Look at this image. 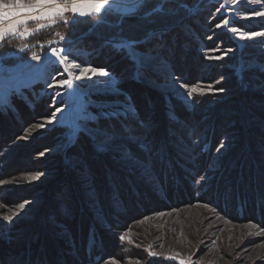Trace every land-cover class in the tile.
<instances>
[{
	"label": "rangeland",
	"instance_id": "374dc122",
	"mask_svg": "<svg viewBox=\"0 0 264 264\" xmlns=\"http://www.w3.org/2000/svg\"><path fill=\"white\" fill-rule=\"evenodd\" d=\"M156 1L108 0L102 13L90 19L72 23L73 14L68 12L67 24L58 18L51 27L26 38L8 35L0 41V54L4 52L0 55L2 255L9 252L5 245L18 250L25 246L18 240L28 223L39 217L43 204L45 229L55 231L47 240L56 237L63 248L78 246L73 242L77 221L60 214L63 207L74 206L70 192L84 197L88 209L82 214L93 213L102 226L107 225L102 215L106 205L124 209L130 200L131 207L142 206L152 199L147 194L155 192L164 203L130 221L124 218L121 230L110 232L126 237L121 242L127 254L122 259L107 256L104 264H148L154 257L149 251L162 260L179 253L190 257L192 264H264V220L252 211L245 215L250 219L231 217L228 210L204 198L213 187L208 182L222 172L228 153L239 144L243 127L250 126L249 144L264 166V17L250 16L253 9L264 11V0L236 4L206 0L184 16L177 14L158 25L141 26V20L132 22L135 29L130 24L105 27L70 38L97 17L143 14ZM170 12L176 15L175 10ZM48 23L30 21L21 31ZM250 32L262 35L247 38ZM132 42H139L133 47L139 60L121 50V45ZM20 44L23 51L12 50ZM52 48L64 50L62 55L68 57L64 64L51 55ZM33 53L40 59L34 60ZM89 65L108 75L76 79L79 69ZM54 79H71L72 87H50ZM113 82L118 92L105 89ZM177 83L202 89L204 94L188 99ZM213 124L217 134L206 159L200 150L212 139ZM163 141L170 143L172 153H179L171 159L184 167L189 188L182 189L189 199L170 201L165 196L167 187L157 166L164 159L155 156ZM101 144L103 151L98 150ZM245 153L240 149L233 160L239 163ZM244 176L248 182L253 179L250 172ZM246 186L252 189L249 183ZM226 191L225 201L235 203L231 185ZM211 192L215 195V190ZM247 193L252 200L258 195L253 189ZM258 196L263 205L264 194ZM71 254L77 258L75 251ZM4 258L0 264H10L8 253Z\"/></svg>",
	"mask_w": 264,
	"mask_h": 264
},
{
	"label": "trees",
	"instance_id": "16d2710c",
	"mask_svg": "<svg viewBox=\"0 0 264 264\" xmlns=\"http://www.w3.org/2000/svg\"><path fill=\"white\" fill-rule=\"evenodd\" d=\"M205 1L206 0H157L154 6L150 7V9L144 12L143 14L122 15V16H117L114 19H111L109 17L107 18L97 17L96 19H94V21L89 23L88 26H85L80 31H78L76 35L69 37L73 39L74 37L77 36L86 37V35H88L89 32H92L91 34L93 33L95 34L98 33L100 30H103V28L105 29V27L108 29L117 28V27L120 28L122 25L125 26H127V24L133 25L132 22L139 24L141 20L143 21V24H141V26L144 25L146 27L147 26L149 27L152 24L158 25L159 23H162L166 20L177 17V14H181L182 16H184L185 13L191 12L192 9H194V7H197L201 2H205ZM158 2H160L161 4V8L159 9L156 8L158 5H160ZM171 9L175 10L176 15H173L170 12ZM148 20L150 22H148ZM91 27L92 29H90ZM132 29H135V26L132 27ZM27 43L32 44L34 42L29 41ZM17 46L12 50H20L23 44H20V46L18 47ZM34 48L35 47L33 46L31 50H33ZM29 53H31V51ZM2 54H4V52H2L0 55ZM215 128L216 126L213 124L211 130L212 139L209 138V140L207 141L206 148L200 150L201 154L203 156H206V159H208V157L210 156L215 144L213 143V141H215L214 139L217 134ZM243 128L239 131V142H238L239 144L236 147H234L228 153L227 158H225L227 159V163H223L224 168L222 169V172L219 175H216L217 177L214 176L215 179H212V181L208 182V183L213 182L212 184L213 187L211 188V190L212 191L215 190V195L212 194L210 190L208 191V193L204 195V198L206 199V201L212 202L214 205L218 207L222 206L223 210L225 209L228 210L229 214H231V217L233 215L234 216L238 215L239 218L244 219L245 215L248 214V212L252 211L253 214H255V216L261 218V220H264V211H262L264 208L263 207L264 204L262 205L263 198H259L258 196L259 194H264L263 192L264 173L262 172L264 166L262 164H259V161L257 160L259 157L255 153V151L252 150L249 144L252 140V138L250 137L251 136V131L249 129L250 126L245 127L244 129ZM164 137L165 136H163V138ZM169 144L170 143L163 141V143L158 145L157 148L155 149V156L158 155L160 156V158L164 159L161 165L157 163V166L159 165L158 168L159 171L163 172V176L165 180V188L167 187V190L165 191V196L170 201H176V199H182V198L189 199L190 195L188 194V191L186 190L185 193V191L182 189L184 185H187L186 183L188 179L185 180L187 178V175L184 174L183 172L184 167L182 165L179 164L177 165L176 163L172 162L171 158H175L177 155H179V153L178 152L177 154H175L174 152L172 153ZM240 149L245 150L246 153L243 155L242 157L243 159L239 160L238 163L237 161L238 159L233 160L234 159L233 156L237 154V152ZM199 158L201 157L199 156ZM247 158H250V161L248 160V162H246L245 159ZM248 172H250V175L252 174L251 177L253 178L252 180H250V182H248L249 178L244 176V173H248ZM247 183L251 185L253 192L256 191L258 194L254 200L250 199L249 196L247 195L248 194L247 191L252 192V189H249L246 186ZM229 185H231L233 189L232 197H235V201H236L233 204H229L227 201H225V198L229 197L228 196L229 192L226 191V187ZM187 186L189 188V185ZM64 188H68V187L65 186ZM247 189H249L250 191ZM133 192H135L136 194L137 191L133 190ZM153 193L149 192L147 194V196H151L152 199L151 200L149 199L148 201H143L142 206L139 203H136L134 207H131V205L129 204L130 200H126L127 207H125L124 209L114 208L112 210L109 205H106V208L102 210L103 212L102 215H105L107 225L102 226L97 224L98 222L96 216L93 213L90 212L89 217H87L88 215L85 216L82 214V212H85L83 210L88 209L84 203L85 202L84 197L82 195L79 196L76 192H74L73 194H71L70 192L69 197L73 199L72 204H74V206H72V209L70 208V204L65 209L63 207L61 209L62 212H60V214H66L67 215L66 218L69 217L71 221L72 220H74L75 222L77 221L76 222L77 228L75 230V234L77 235V237L76 236L73 237L74 238L73 242L78 246L74 248H72V246L70 247L66 246V248H63L59 240L54 241L56 237L51 238L53 240L51 242L50 239L47 240L48 234L50 235V233L52 234L55 231L51 232L50 227L49 229H45L43 223H45L46 221L44 215V207L46 204H43L42 207L39 209V214H38L39 217L36 218V220H33L32 222L28 223L25 234H23L21 238H19L18 240L23 242L25 246L22 245L21 248H19L20 250H18V248L11 249L9 246L3 244L5 245L4 249L6 251H9L7 252L9 256L7 263L53 264L54 261L58 263V260H60L61 264H104V259L107 258V256H111V255L122 259L121 255L127 254V252L123 251L124 244L119 239L118 234L117 236L115 234L111 236L110 232L111 231L117 232L119 231L118 229L121 230L122 223L124 222L123 220L124 218L125 221L128 220L130 221V219H134L135 217L134 215L137 214V216H139L140 213H144L146 211L151 210V207L152 208L158 207V205H156L158 202L164 203V201L157 195V193L155 192ZM126 194L127 197L130 196L128 190H126ZM226 203H228V205ZM233 205L235 206L236 210L234 209ZM141 208H144V210L141 211ZM71 212L72 215L68 216V213ZM126 216H129V218L127 219ZM245 219H250V218L246 217ZM39 224L41 225L37 226ZM49 242L51 244H48ZM0 243H2L1 240ZM51 246H53L52 249ZM118 249L121 250L119 251ZM72 251H75L77 253L76 256L77 258H75V256L71 254ZM7 253H4L2 255V253L0 252V259L4 261L5 259L4 257L6 256ZM50 256L52 257V259L50 258ZM12 259H14L15 261H13ZM171 263H172L171 260L168 259L162 260L160 257L154 256L148 264H171ZM2 264H4V262H2Z\"/></svg>",
	"mask_w": 264,
	"mask_h": 264
},
{
	"label": "snow or ice",
	"instance_id": "6c2138e0",
	"mask_svg": "<svg viewBox=\"0 0 264 264\" xmlns=\"http://www.w3.org/2000/svg\"><path fill=\"white\" fill-rule=\"evenodd\" d=\"M241 2V0H231V3L236 4ZM242 2L247 3L248 0H242ZM259 2V0H255ZM108 0H0V41H4L5 37L8 35H16L22 38L33 35L34 31H40L45 27H51L57 22L59 18L61 22L67 24L69 21L66 18V13L71 12L73 14V21L75 23L78 18H91L95 15H100L102 11L107 7ZM250 16L253 17H264V11L251 10ZM49 21L48 24H40L35 30H30L24 28L21 31V27L27 25L30 21ZM229 21L224 20L223 24L228 25ZM220 25H218L219 27ZM230 31L233 33L237 32L236 28H231ZM60 39L65 37L60 33H57ZM262 35L259 32L247 33V38H254ZM51 43V42H49ZM139 42H132L131 44L121 45V50L127 49V54L139 60L133 47L138 45ZM24 49H21L23 51ZM51 55L57 59L61 64H64L68 57L62 55L63 49L57 50L56 48L50 49ZM34 60H39L40 57L33 53ZM220 57H217L219 59ZM68 67H73V65H68ZM93 75L97 76H107L108 73L104 69H97L95 67L86 66L79 69V75L76 79L90 80ZM175 79V78H174ZM50 87H72L71 79H61L59 81L53 80ZM176 87L184 94L188 99H192L194 94H204V90L198 89L197 87L189 88L186 85L176 84ZM106 90L117 91L115 89V83H110L105 85ZM216 91H220L219 89ZM89 103H92L89 101ZM101 107H103L101 105ZM120 107H123L122 105ZM59 111V109H58ZM98 150L103 151L104 145H98ZM23 207V205H21ZM120 240H125L126 237L121 235ZM150 256H155V252L149 251ZM169 260L178 261V264H192L191 258H182L181 254L177 253L175 256L168 257Z\"/></svg>",
	"mask_w": 264,
	"mask_h": 264
}]
</instances>
